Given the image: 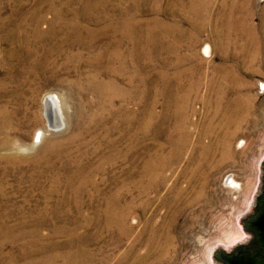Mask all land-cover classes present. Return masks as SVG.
<instances>
[{
    "label": "rangeland",
    "instance_id": "374dc122",
    "mask_svg": "<svg viewBox=\"0 0 264 264\" xmlns=\"http://www.w3.org/2000/svg\"><path fill=\"white\" fill-rule=\"evenodd\" d=\"M192 1L0 0V264H120L154 229L171 242L142 264H217L219 245L251 238L239 218L264 159V0L238 10L253 34L233 46L217 16L246 0H201L200 15ZM50 93L64 117L47 115Z\"/></svg>",
    "mask_w": 264,
    "mask_h": 264
},
{
    "label": "bare ground",
    "instance_id": "6f19581e",
    "mask_svg": "<svg viewBox=\"0 0 264 264\" xmlns=\"http://www.w3.org/2000/svg\"><path fill=\"white\" fill-rule=\"evenodd\" d=\"M207 1H209V0H207ZM237 1V0H236ZM249 0H246V2L244 3V4H240L239 3V1H238V3L236 4V5H233V7L231 8V9H229L228 10V12L226 11V9H225V11H224V13L223 12H220V14H219V16H217L218 17V19H217V23H216V27H217V30H219L221 33V35H223V36H225L226 38H227V40H228V42H229V44H231V46H233V45H236L237 44V39H238V37H241V36H244L245 35V33L246 34H250V33H252L253 34V29L252 28H250L249 26L248 27H246L245 29H244V27H242V26H239V22L241 21L240 20V16H238V10H240V9H244V6L246 5V3L248 2ZM193 2V6H192V8H191V13L192 14H194V15H200V12H199V6H200V3H201V0H198L197 2H195V0H193L192 1ZM203 7L205 6V8H204V10H205V12L207 11L206 10V8H207V4H206V0H204L203 2ZM96 6V4H93V3H87L86 4V9H85V11H88V9H92L93 8V6ZM202 5V4H201ZM232 5V4H231ZM244 5V6H243ZM202 7V6H201ZM67 11V10H66ZM228 14V15H227ZM59 18H61L62 19V12H60L59 13ZM82 15H80V14H78V15H76V18L77 19H79L80 17H81ZM193 16V15H192ZM203 16V15H202ZM65 17V16H64ZM133 17V16H132ZM193 17H195V16H193ZM192 17V18H193ZM95 18V17H94ZM128 18V17H127ZM129 19V18H128ZM127 19V20H128ZM132 19V18H131ZM191 19V18H190ZM195 19V18H194ZM126 20V21H127ZM121 21H123V20H121ZM128 22V21H127ZM130 22V21H129ZM128 22V23H129ZM124 23V22H123ZM120 24V23H119ZM127 24V23H126ZM125 24V25H126ZM110 24H108V26H109ZM122 26H123V24H122ZM131 26V27H130ZM134 23L132 22V24L130 23V24H127V28H129L130 27V31H129V33H128V35L129 36H131V38L129 37V39L131 40V42L133 43V44H135L136 45V43H138V41L136 42V40L134 39V37H135V35H136V31H135V29H134ZM170 27V26H169ZM173 28V27H172ZM121 29V28H120ZM123 30V29H122ZM119 33V32H118ZM121 33V32H120ZM123 34V33H122ZM121 40V39H120ZM124 41V40H123ZM123 41H121L122 43H123ZM125 42V41H124ZM110 43V42H109ZM128 43H130V42H128ZM240 45H239V49L240 48H243L244 46H243V44H241V43H239ZM178 45V44H177ZM137 46H138V44H137ZM136 46V47H137ZM132 48H133V50H134V45L133 46H131ZM238 47V46H237ZM115 48V47H114ZM118 48V47H117ZM133 50H131L132 51V55L134 54V51ZM136 50V49H135ZM115 51V50H114ZM118 51V50H117ZM120 51V50H119ZM119 51H118V53H119ZM122 51V50H121ZM116 52V51H115ZM122 53H124V51L122 52ZM121 53V54H122ZM204 53L207 55V56H210L211 55V51H210V45H208L207 46V48L204 50ZM120 54V53H119ZM116 55V54H115ZM124 55V54H123ZM117 56V55H116ZM115 56V57H116ZM130 56V55H129ZM136 56V55H135ZM119 58V57H118ZM131 58H133V56L131 57ZM110 59V58H109ZM117 59V58H116ZM116 59H114L115 61H116ZM123 60V59H122ZM131 60V59H130ZM129 60V61H130ZM113 61V60H112ZM111 61V62H112ZM121 61V60H120ZM119 61V62H120ZM132 62H133V60H131ZM110 62V63H111ZM124 63H127V62H124ZM123 64V63H122ZM131 64V63H130ZM112 66V65H111ZM120 66V65H119ZM122 69V68H121ZM125 69V68H124ZM230 74H228V75H226L225 74V77L226 78H228V76H229ZM237 80V79H236ZM234 81H235V79H234ZM240 82H241V80H239ZM108 83V82H107ZM114 84V83H113ZM233 84V83H232ZM234 84H236V82L234 83ZM103 86V85H102ZM109 86V85H108ZM112 86V85H111ZM114 86H116V85H114ZM110 87V86H109ZM106 88V87H105ZM115 88V87H114ZM116 89V88H115ZM114 89V90H115ZM119 89V88H118ZM221 89H223V88H221ZM105 90H107V89H105ZM104 90V93L106 92ZM111 90V89H110ZM110 90H109V92H110ZM117 90V89H116ZM102 91V90H101ZM118 91V90H117ZM222 91V90H221ZM109 92H108V94H109ZM119 92V91H118ZM100 93V92H99ZM103 93V94H104ZM107 93V92H106ZM105 93V94H106ZM110 93H112V92H110ZM117 93V92H116ZM115 93V94H116ZM126 93V92H125ZM122 94V93H121ZM110 95H112V94H110ZM113 95H114V93H113ZM112 97V96H111ZM110 97V98H111ZM44 102H45V106H46V110H47V115L48 116H51V114L53 113V112H55L56 113V118H58L57 117V110H59V108H60V110H59V112L63 115V117H64V113H62V111H63V107H62V101H61V98L59 97V95L57 96V95H53V93H50V94H47L46 96H45V98H44ZM56 106L58 107V108H56ZM221 106H220V103H218V110H219V108H220ZM238 107H240V106H238ZM242 108H244L243 109V111L245 110V113L244 114H246V112L247 113H249L250 112V108H249V106H243L242 105V107L240 108V110L239 111H241L242 110ZM228 110V109H227ZM236 110V109H235ZM65 112V111H64ZM235 112V111H234ZM241 112H237V113H233V112H231V111H227V115H229V114H231V115H229L228 117H226L225 118V120H227V122L228 123H235L236 121H238L240 118L242 119V117H243V115L242 114H240ZM55 116V115H54ZM53 117V116H52ZM240 117V118H239ZM238 118V119H237ZM52 120V119H51ZM50 120V117H49V122H50V125L49 126H51L52 128H53V126L55 127V126H58V123H57V121L55 122V120H54V122H53V120L51 121ZM58 120V119H57ZM59 127V126H58ZM224 128V127H223ZM54 129H57V128H54ZM42 134V136L40 137L41 139H42V137H43V132L41 133ZM230 135H234V133H231L230 132ZM187 140V141H186ZM188 143V137H184L183 138V140H182V147H181V149L186 145ZM180 149V150H181ZM228 155H230V151H229V153H228ZM233 183H235V185L237 184V181L236 180H234L233 179ZM182 192V191H181ZM180 195H181V193H179L178 195H177V197H176V203H175V205H177L178 204V200H179V198H180ZM125 215H127L126 213H124V214H122L121 215V217H120V220H121V222H125L124 220H125ZM121 225V224H120ZM126 226V225H125ZM126 229H128V228H125V230ZM129 231V230H128ZM127 233V232H126ZM151 235H150V238H149V240L147 241V245H148V247H147V253L146 254H141V252H139V248H140V240H136V241H134L133 243H131V245H130V247H128V249L123 253V258H126V259H123L122 261H121V263L120 264H142V263H144V262H149V259L151 258V257H155V259L156 260H158V259H160V258H162L163 256H164V254H165V251H167L168 250V245H169V243L171 242V237L170 236H168V235H165L164 234V232H163V230H161V231H158V230H152V232L150 233ZM164 236H166V239H167V241H165V240H163L162 238H164ZM83 250V249H82ZM81 251V250H80ZM79 251V252H80ZM77 253V252H76ZM167 253V252H166ZM78 254V253H77ZM76 254V255H77ZM80 254V253H79ZM84 255V254H83ZM73 256V255H72ZM88 256V255H87ZM130 257H132V261L131 262H128V260H129V258ZM93 259V257H91V254H90V256H88V257H86V258H84V257H82V255L81 256H79V257H77V256H73V258H72V260H70V264L72 263V264H88V263H90V261ZM122 259V258H121ZM94 260V259H93ZM92 260V261H93ZM153 261V260H152ZM151 261V262H152ZM128 262V263H127Z\"/></svg>",
    "mask_w": 264,
    "mask_h": 264
},
{
    "label": "flooded vegetation",
    "instance_id": "af4514ba",
    "mask_svg": "<svg viewBox=\"0 0 264 264\" xmlns=\"http://www.w3.org/2000/svg\"><path fill=\"white\" fill-rule=\"evenodd\" d=\"M263 182V191L260 190L255 208L254 210L245 217L243 220V225L245 228L251 233V238L248 240L247 243H242L235 247L233 250H227L225 248H222L227 253L233 255V256H242L244 259H253L256 260L257 264H264V240L262 238L261 231L253 228L249 221L253 218H255L257 215H259L263 211L264 206V174L262 178ZM216 258L222 262V264H228L225 260L221 259L220 257L216 256Z\"/></svg>",
    "mask_w": 264,
    "mask_h": 264
},
{
    "label": "water",
    "instance_id": "95a60500",
    "mask_svg": "<svg viewBox=\"0 0 264 264\" xmlns=\"http://www.w3.org/2000/svg\"><path fill=\"white\" fill-rule=\"evenodd\" d=\"M260 168H261V179H260V183H259V186L257 188V191L255 192L254 194V197H253V201H252V211L254 210L255 208V204H256V200H257V196L260 192V190L263 191V182H262V178H263V174H264V159L263 161L261 162V165H260ZM251 211V212H252ZM247 213L245 215H243L242 217L239 218V221L242 225V227L244 228V230L246 231V233L248 234H251L246 228L245 226L243 225V220L245 219V217H247L248 215H250V213ZM250 225L253 227V228H256L258 230L261 231V234H262V238L264 240V206H263V211L257 215L254 219L252 218L250 221H249ZM250 238H244L243 240L237 242L234 247H230L229 250H233L235 247H237L238 245L242 244V243H247L248 240ZM222 248H225L223 245H219L215 251L213 252V259L214 261L217 263V264H222L221 261H219L216 256L220 257L221 259L225 260L228 264H257L256 260H253V259H244L242 256H233L229 253H227L225 250H223Z\"/></svg>",
    "mask_w": 264,
    "mask_h": 264
}]
</instances>
